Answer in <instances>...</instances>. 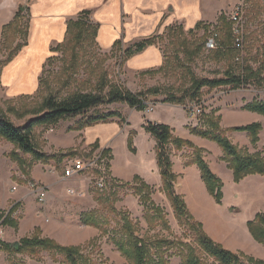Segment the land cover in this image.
Segmentation results:
<instances>
[{
  "label": "rangeland",
  "instance_id": "374dc122",
  "mask_svg": "<svg viewBox=\"0 0 264 264\" xmlns=\"http://www.w3.org/2000/svg\"><path fill=\"white\" fill-rule=\"evenodd\" d=\"M238 2V0H228V9L225 15L230 21L234 7ZM242 2L245 9V15L240 26V30H243L244 40L242 61L238 62L236 59H215L213 51L207 48V41L215 31L213 24L204 23L207 29L209 28L207 31L205 27L200 30H189L184 25L176 23L172 26L181 27L183 32L179 31L176 35L169 37L167 36L168 31L165 30L163 33H156L146 37L151 38L165 34L162 40H158L157 44L153 45L160 51L163 64L167 66L163 72L155 73L161 66L140 69L128 68L130 59L126 60L124 56L125 50L146 38L125 45L121 42L119 47L109 52H103L91 39H87L81 46L78 45L79 48L73 44L71 48H65L63 51L54 53L51 60L46 64L41 77L42 83L40 82L39 91L35 95L10 98L6 95L7 92L5 90H0L1 113L6 115L17 127H24L32 119L38 117L39 114L37 113L41 108V104L50 95L55 96L58 100H64L79 93L96 94L99 92V86L102 83L108 84L103 92L105 95L109 94L110 86L114 85L125 87L135 94L146 93L151 88L159 89L161 91L159 95H150L151 101L147 109L149 111L153 110L155 105L164 103V101H168L173 97L179 100L184 97V104L181 106L186 107L184 111L174 106H158L155 112L145 118L141 114L143 111L134 112L135 109L129 108L128 105L118 103L100 106L90 110L82 117L63 120L57 125L36 127L33 131V142L41 152L47 155H54L77 150L81 153L77 158H66L60 166L54 162L48 165L45 173L51 175L53 179L57 180L58 176L65 177L66 168L71 167L76 160H81L88 164V162L98 159L97 166L81 173L84 177L79 179H82V181L88 180V186L85 190L73 186L65 190L64 194H56L48 188V192L52 191L55 195L48 194L45 200L54 204L48 219L46 217L48 214L44 213V203L40 202L37 191L38 187H42L44 184L32 180L33 167L39 162L34 160L30 154H25L19 150L15 144L0 137V229L3 230V235L0 237V245L3 242L11 244L19 242L16 238H11V236L7 235L8 227L2 224V217L16 203L13 193H17L16 191L18 190V192L31 191L32 201L28 207L23 202L21 203V208L13 216L15 221L20 223L21 220L28 217L26 213L29 212L31 214L36 212V216L38 215L44 221H49L52 218L51 225L53 228L58 222L68 221L70 224L68 229L58 224L53 230V235L61 240L60 243L82 247L81 254L85 258L80 259L79 264H128L111 241L113 237H122L121 226L123 225L122 220L124 217L131 219L136 224V234L140 238H149L153 242L165 239L170 243V245L166 244L164 246V250L169 251L168 254H165L164 259H168L169 264H183L182 257L176 255L178 249L183 250L184 247L187 249V246H189L200 250L195 241L196 234L189 227V225L193 226L197 223L203 226L204 232L210 238L211 236L206 232V229L218 239L219 242H216L211 238L216 244L221 245L224 249H226V246L236 249V252L226 250L240 255L245 263H249V260L253 259L264 264V246L254 239L249 228V224L256 219L258 214H264V176H248L240 183H235L233 171L228 167L227 163L222 161L223 151L217 143L197 136L212 144V147H207V151L182 137L185 130L190 132L191 127L205 126L206 117L211 116L215 112V116L221 118L220 125L223 130L247 126L256 122L260 123L262 130L256 146L251 144L250 138L245 132H228L227 135L235 146L245 150L247 154L261 153L264 156V117L259 114H257L259 118L242 116L240 110L241 107L253 101L264 102V72L255 74L249 85L238 89L231 87L204 88L201 90V101L199 103L190 100L189 95L191 92L187 96L184 94V91L191 89L192 86L189 81L194 76L196 79H216L223 78L227 71L242 75L248 67H252L256 73L263 67L264 0H242ZM27 21L28 19L25 16L24 22ZM234 28L235 26H233ZM190 31L193 32L189 33ZM21 41L22 39H19L17 43ZM196 53L199 54L196 55ZM76 55H78L77 62H75ZM7 57V51L0 52V63L5 62ZM148 71H154V73H147ZM189 72L193 74L191 77L187 75ZM11 108L14 109V112H8V109ZM192 109L195 110V116H191ZM198 109H201V114H197ZM17 112L18 115L16 114ZM115 112L120 113L125 120L122 123L119 119H116L115 122H121L120 128L130 131L128 137L125 132V134H121L114 141L102 142L101 148L111 149L113 152L111 155L114 156L115 162L126 163L129 158L133 160L146 158L148 156V146L142 137L138 138L137 143L134 142L135 138L139 130L148 133L144 128L148 118L163 119L174 137L189 141L195 147L204 151L203 157L205 161L222 182V201L218 203L209 194L199 168L195 165H187L191 161L192 149L184 148L181 151H176L174 146H170L173 172L175 174L173 157L176 155L180 161V163H176V169L180 170V172L195 166L192 171L196 174L198 173V176L194 180V177L190 176V185H192L190 190L187 193L185 192L188 189L184 179L186 176L177 174L175 190L178 195L183 197L188 207L190 201L195 198L198 201L199 209L191 211L188 208L194 220L189 221V224H184L176 216L170 201L161 191V188L152 187V200L163 210L169 229H149L145 220L144 206L140 198L135 195L134 190L130 186L115 181L110 168H106L107 163L111 164L110 158L101 159V150L92 154L90 153L92 148L85 150L80 149V147L72 148V130L80 120ZM19 114L25 116L20 118ZM132 133H134V152L129 148V138ZM190 134L193 135L191 132ZM154 139L156 141L155 152L157 159V140L155 137ZM65 141L68 142L70 149L58 151L59 145H62ZM135 144L138 147L137 155H135L137 152ZM180 152L182 154H179ZM15 153L25 161L26 174L21 170L19 163L14 160ZM132 168H134L133 165ZM97 171L101 172V175H98ZM99 183H102L104 187L100 188L98 186ZM53 186L57 188V184ZM14 188L17 190L13 191ZM72 191L74 194H70ZM96 197L101 198L102 203L96 201ZM196 211L202 213L203 217H200L202 221L196 218ZM90 212L96 214L103 228L107 231L106 234L94 227L92 228L93 235L86 233L88 230L83 231L85 226L81 219L83 215ZM25 221L27 223L28 219ZM75 231L78 232L77 235H74ZM10 232L12 231L10 230ZM16 232L18 234L19 231L12 233L15 234ZM19 236H30L26 233V225L22 226ZM87 238L90 239L85 240ZM171 254L173 255L170 256ZM200 256L203 264H218L206 254L202 253ZM55 260L46 251H40L37 255L9 254L0 251V264H65L62 256H56Z\"/></svg>",
  "mask_w": 264,
  "mask_h": 264
},
{
  "label": "trees",
  "instance_id": "16d2710c",
  "mask_svg": "<svg viewBox=\"0 0 264 264\" xmlns=\"http://www.w3.org/2000/svg\"><path fill=\"white\" fill-rule=\"evenodd\" d=\"M25 7L20 6L14 19L3 27L2 41L0 44V52L4 50L8 52V57L5 62L0 63V77L3 67L12 61V59L27 45L28 32H29V21L24 22ZM90 12H82L76 20H71L68 23L67 35L65 41L55 47L52 51H63L65 48H71L74 44L79 48L83 42L87 39H91L96 44V37L98 34L99 26L95 25L90 20ZM215 31L211 36L217 35L218 47L213 50L214 57L217 60L236 59L238 62L243 60L242 53L244 52V40L243 48H236V36L234 34V23L227 19L225 14H222L216 25H212ZM205 29L208 31L204 23L198 24L194 30ZM167 36L172 37L176 33L183 32L181 27L171 26L166 29ZM193 31H190L191 33ZM165 36H154L151 38L143 39L133 46L129 47L124 52L126 60L131 57L142 53L149 46L156 45L158 40H162ZM210 36V37H211ZM22 39L21 42L17 41ZM79 45V46H78ZM121 42H117L114 46L119 47ZM75 47V48H76ZM113 49V51H114ZM199 53H196V55ZM78 55L75 56V62L78 61ZM240 59V60H238ZM51 58L49 59V61ZM263 67L257 71H254L252 67L246 68V72L242 75H236L232 72L227 71L223 78L216 79H196L195 76L189 81L191 89L184 91L187 96L190 92L189 98L191 101L200 102L201 90L204 88L216 89L221 87H231L238 89L243 86H247L252 82V78L255 74H261L264 72V61ZM167 66L163 64L160 69L156 70L155 73L163 72ZM184 67V66H181ZM147 73H154V71H148ZM188 76H192V73H187ZM42 83V79H40ZM1 84V83H0ZM108 86L107 83H102L99 86V92L96 94L79 93L64 100H58L55 96H49L44 99L41 104V108L37 114L38 117L32 119L24 127L15 126L10 119L1 113L0 107V137L6 141L15 144L19 150L25 154H30L33 159L49 164L51 161L61 163L66 158H76L77 152H71L67 154L47 155L36 148L33 142V131L36 127H46L57 125L60 121L78 118L84 116L92 109H96L103 105L111 104H126L130 108L137 111H147L149 108L150 95L157 96L160 94V90L157 88H151L146 93L135 94L125 87H119L117 85L110 86L108 95L103 92ZM184 95V96H185ZM164 103L172 105H183L184 97L180 100L176 97ZM8 112H14V109H8ZM244 111L259 114L264 117V102L253 101L243 107ZM18 115V112L16 113ZM23 118L25 115H20ZM208 117V118H207ZM206 117L205 126L191 127L190 132L198 137L210 140L217 143L223 151L222 161L227 163L228 167L233 171L235 183H240L248 176L261 175L264 176V156L261 153L254 155L247 154L245 150L239 149L228 137V132H245L250 138L251 144L256 146L259 142V134L262 130L260 123H254L247 126L238 128H230L223 130L220 125L221 118L215 116V112L211 116ZM117 118L122 123L124 120L120 113H108L106 115H100L97 117H90L87 119L80 120L74 130H82L85 127H91L99 123H107L110 120ZM145 130L152 134L157 140V164L159 167L160 175L162 178L161 191L166 195L170 201L176 216L184 224H189V221L194 220L191 215L188 206L186 205L183 197L178 195L175 190V184L177 182V175L173 172V163L171 160V152L169 147L174 146L176 151H181L184 148H190L193 151L191 161L187 164L188 166L195 165L199 168L202 180L206 185V188L210 195H212L218 203L222 201L223 194L221 192L222 182L212 172L208 163L203 157L204 151L200 148L195 147L191 142L179 139L173 136L170 128L164 124L146 122ZM133 136L134 133L130 134L129 148L132 152L133 149ZM100 148L99 142H96L91 149V153L95 152ZM111 149H104L101 153V159L107 157L112 160ZM14 160L19 163L21 170L24 174L25 161L21 156L15 153ZM106 168L109 169V163L106 164ZM101 175V172H96ZM134 190L145 210V220L149 226V229L154 230L161 228V230H168L169 225L165 220L163 210L157 206L152 200L153 188L148 185L141 177L136 176L132 184H126ZM99 203H102L101 198L96 197L95 199ZM19 205H14L3 217V223L5 226H11L15 229L19 228L18 222L13 218L14 214L18 211ZM85 226L97 228L106 234L107 231L103 228L101 222L98 220L94 212L83 215L81 219ZM123 225L121 226L122 237H113L111 239L113 245L122 257L126 259L128 264H169L168 259H164L165 254L169 251L164 250L166 244L170 245L165 239L151 241L149 238H140L136 234V224L129 218L124 217L122 220ZM192 232L196 234L195 241L200 248L196 250L187 246V249H178L179 255L183 259V264H203L201 260L202 253L208 255L218 264H262V262H256L253 259L249 260V263H245L240 255L232 253L224 249L221 245L216 244L203 230L201 224H195L190 226ZM250 231L254 239L261 245L264 246V214H258L256 219L249 224ZM151 238V237H150ZM0 251L9 254H30L37 255L40 251L49 252L52 255L54 261L56 256H62L65 264H79L80 259L85 258L80 246H63L57 241L42 236V232L37 228L31 236L22 238L18 243H2L0 245ZM167 251V252H166ZM171 254L170 256H172ZM166 258V257H165Z\"/></svg>",
  "mask_w": 264,
  "mask_h": 264
},
{
  "label": "crops",
  "instance_id": "0c3cea01",
  "mask_svg": "<svg viewBox=\"0 0 264 264\" xmlns=\"http://www.w3.org/2000/svg\"><path fill=\"white\" fill-rule=\"evenodd\" d=\"M20 6L26 8L23 13H25L24 15L29 21L27 45L11 62L4 66L0 77V90H5L7 92L6 95L10 98L29 97L38 93L42 73L47 62L55 53L52 50L65 41L69 21L76 20L84 11H89L91 13V22L99 26L96 45L103 52H109L114 49L117 42H122L123 45L127 43L130 44L156 33H163L166 28L176 23L184 25L185 28L189 30L195 29V27L202 22L215 25L219 17L222 14H226L228 0H0V44L2 41L3 27L14 19ZM162 65L163 58L160 51L156 46H149L142 53L137 54L134 58H130L128 68L140 69L151 66L160 67ZM158 106H174L175 108L186 110V107H182L181 105L159 103L153 107V110H147L146 112H141V114L146 118L150 116L152 112H155ZM243 107L240 108L242 116L259 118L256 113L244 111ZM136 111L137 110L134 112ZM116 119L117 118H114L107 123H99L91 127H85L82 130H74L73 128L71 134L73 143V146L71 145L72 148L80 147V149L85 150L87 148H92L96 142H99L100 148L95 151L96 153L99 150L103 151L105 149L101 148L102 142L114 141L121 134H125V132L128 137L130 131L121 129L120 124L122 123L115 122ZM147 121L167 125L163 119L156 120L148 118ZM140 132L139 130L134 142L137 143L138 138L142 137L148 146V156L135 160L129 158L125 163L115 162L114 156L112 155L110 172L115 181L123 184H132L134 178L139 176L151 187L161 188L162 178L158 169L155 152L156 141L152 135L145 131ZM182 137L192 141L207 151L208 146L212 147L211 143L191 135L188 130L184 131ZM69 147L68 142L65 141L62 145H59L58 151L70 149ZM135 147L137 150L135 155H137L138 147L136 144ZM72 152H77V157L81 155L77 150H73ZM111 154H113V152H111ZM179 154H182V152ZM173 161L176 174L184 175V177L186 176L184 179L188 186V189L185 191L187 193L190 187H192V185H190V176L194 177L193 180L198 176V173L196 174L192 171L195 166L193 168H186V170L180 172V170L176 169V163H180L179 157L176 155L173 157ZM53 162L60 166L64 160L61 163L51 161L49 164H42L39 162L34 165L32 170V180L44 184V186L38 187L37 191L41 189L45 192V200L48 194H64L65 190L73 186L85 190L88 186V180L85 179L82 181V179H79L80 177H84L81 173L71 178L58 176L57 180L53 179L51 175H47L45 169ZM132 165L134 168H132ZM54 184H57V188H54ZM48 188L51 189L53 193L52 191L49 193ZM16 192L17 193H13V198L16 199L14 205H19V208H21L22 202L26 207L31 205V191L18 192L17 190ZM45 200L42 203H44V213L49 215L46 216L48 219L51 210L54 208V204H52L51 201L46 202ZM189 204L188 208L191 211L199 209L198 201L195 198L192 199ZM196 213L197 214L194 212L196 218L202 221L200 218L203 217L202 213H198L197 211ZM26 215L28 217H25L18 223V229L7 226V235L20 241L22 238L26 237L19 236L22 226L26 225V233L30 236L39 228L42 232V236L51 238L63 246H69L68 244L60 243L61 240L53 235V230H55L54 228H56L58 224L68 229L70 225L68 221L58 222L53 228L51 225L52 218H50L49 221H44L40 219L41 217H38V215L36 216V212H32V214L29 212L26 213ZM26 219H28L27 223L25 221ZM85 228L83 229L84 232L88 230L86 233L93 235V227L85 226ZM10 230L12 232H19L18 234L17 232L14 234L10 232ZM206 232L214 241L219 242L218 239L207 231V229ZM77 234L78 232L75 231L74 235ZM89 239L90 238H87L85 240ZM226 249L236 252V249L229 246H226Z\"/></svg>",
  "mask_w": 264,
  "mask_h": 264
},
{
  "label": "built area",
  "instance_id": "2783aa9c",
  "mask_svg": "<svg viewBox=\"0 0 264 264\" xmlns=\"http://www.w3.org/2000/svg\"><path fill=\"white\" fill-rule=\"evenodd\" d=\"M238 4L234 7L232 16H231V21L234 23V34L237 37L236 38V48L242 49L243 48V30H240V26L242 23V20L245 15V9H244V4L242 0H238ZM218 47V41H217V35H212L208 41H207V48L210 51L216 50ZM240 60V59H238ZM201 109L197 111V114H201ZM195 116V110L192 109V115ZM97 161L98 159H94L91 162H88V164L82 162V161H75V163L71 166L68 167L65 171V177L66 178H71L75 175H78L79 173H82L83 171L87 169H92L94 166H97ZM98 186L100 188H103L104 185L102 183H99ZM16 190V188H14ZM38 194L40 197V202H43L45 200L46 194L43 190H38ZM70 194H74L72 191ZM3 235V230L0 229V237Z\"/></svg>",
  "mask_w": 264,
  "mask_h": 264
}]
</instances>
